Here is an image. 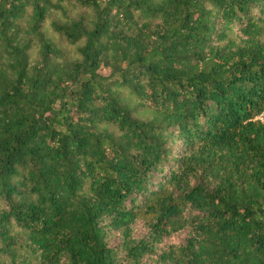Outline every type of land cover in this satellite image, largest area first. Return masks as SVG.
Masks as SVG:
<instances>
[{
    "label": "trees",
    "instance_id": "1",
    "mask_svg": "<svg viewBox=\"0 0 264 264\" xmlns=\"http://www.w3.org/2000/svg\"><path fill=\"white\" fill-rule=\"evenodd\" d=\"M183 229L156 264H264V0H0V264Z\"/></svg>",
    "mask_w": 264,
    "mask_h": 264
},
{
    "label": "rangeland",
    "instance_id": "2",
    "mask_svg": "<svg viewBox=\"0 0 264 264\" xmlns=\"http://www.w3.org/2000/svg\"><path fill=\"white\" fill-rule=\"evenodd\" d=\"M101 76L107 77L110 72L107 68L101 67L98 72ZM146 234V229L143 228L141 224H137L134 227V236L136 237H143ZM191 234L189 229H183L179 231L177 234L170 236V237H164L160 245L158 246L157 254L154 256H149L143 259V262L141 264H156L157 255L161 252L168 251L171 247H179L180 245H183L186 241V239ZM120 242V239L116 235H110V238L108 240L109 246H117Z\"/></svg>",
    "mask_w": 264,
    "mask_h": 264
}]
</instances>
